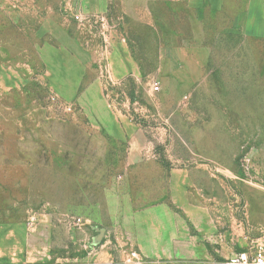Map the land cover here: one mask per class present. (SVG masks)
<instances>
[{
	"label": "rangeland",
	"instance_id": "rangeland-1",
	"mask_svg": "<svg viewBox=\"0 0 264 264\" xmlns=\"http://www.w3.org/2000/svg\"><path fill=\"white\" fill-rule=\"evenodd\" d=\"M110 6L0 0V264L251 255L264 242V0ZM51 20L81 39L80 59L51 44Z\"/></svg>",
	"mask_w": 264,
	"mask_h": 264
},
{
	"label": "crops",
	"instance_id": "crops-1",
	"mask_svg": "<svg viewBox=\"0 0 264 264\" xmlns=\"http://www.w3.org/2000/svg\"><path fill=\"white\" fill-rule=\"evenodd\" d=\"M82 2V5L84 7V10L86 13H92V14H111L112 10H111V0H80ZM113 8V7H112ZM58 20V19H57ZM53 20H51V22H47L50 26L47 29H51V31H58L61 32L60 37L58 39L56 34H52L51 35V40L55 41V43H51V44H56V46H60L61 47V51L62 54L66 55V60H78L80 59V44H81V39L77 36V37H72L69 30H68V26L66 23L64 22H56L55 20L52 22ZM50 40V41H51ZM71 44H75L76 45V49L72 50L70 48ZM65 62V61H63ZM67 63V62H66ZM69 65V64H67ZM73 73V72H72ZM63 74L62 78H67L70 80V82H74L73 80V76H69L68 72L67 74ZM76 81H79L83 78V75L80 77V75L75 76ZM65 80V79H64ZM75 81V82H76ZM65 82V81H64ZM63 84V82H62Z\"/></svg>",
	"mask_w": 264,
	"mask_h": 264
},
{
	"label": "built area",
	"instance_id": "built-area-1",
	"mask_svg": "<svg viewBox=\"0 0 264 264\" xmlns=\"http://www.w3.org/2000/svg\"><path fill=\"white\" fill-rule=\"evenodd\" d=\"M74 19L80 24H84L85 21H94L97 23L100 22L101 25H104L105 22L100 15H95L86 19L82 15L77 14ZM154 89L159 91L158 85H156ZM233 264H264V242L260 244L251 255L244 254L236 262H233Z\"/></svg>",
	"mask_w": 264,
	"mask_h": 264
}]
</instances>
